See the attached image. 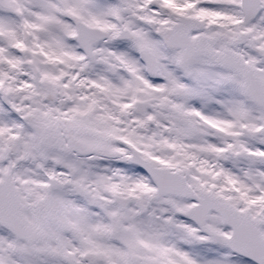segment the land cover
I'll use <instances>...</instances> for the list:
<instances>
[{
  "label": "snow or ice",
  "instance_id": "snow-or-ice-1",
  "mask_svg": "<svg viewBox=\"0 0 264 264\" xmlns=\"http://www.w3.org/2000/svg\"><path fill=\"white\" fill-rule=\"evenodd\" d=\"M0 264H264V0H0Z\"/></svg>",
  "mask_w": 264,
  "mask_h": 264
}]
</instances>
